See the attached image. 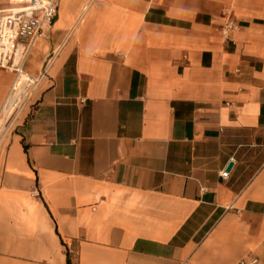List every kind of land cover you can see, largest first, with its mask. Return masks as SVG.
<instances>
[{
  "label": "crops",
  "instance_id": "1",
  "mask_svg": "<svg viewBox=\"0 0 264 264\" xmlns=\"http://www.w3.org/2000/svg\"><path fill=\"white\" fill-rule=\"evenodd\" d=\"M23 71L0 264L264 260V0H60Z\"/></svg>",
  "mask_w": 264,
  "mask_h": 264
},
{
  "label": "built area",
  "instance_id": "2",
  "mask_svg": "<svg viewBox=\"0 0 264 264\" xmlns=\"http://www.w3.org/2000/svg\"><path fill=\"white\" fill-rule=\"evenodd\" d=\"M9 7L0 10V68L18 75L23 71L33 44L46 38L58 17L60 0H8ZM231 20L221 28L224 39L235 29ZM229 173H221L223 179ZM37 195V192L34 193ZM240 264H264V260Z\"/></svg>",
  "mask_w": 264,
  "mask_h": 264
},
{
  "label": "bare ground",
  "instance_id": "3",
  "mask_svg": "<svg viewBox=\"0 0 264 264\" xmlns=\"http://www.w3.org/2000/svg\"><path fill=\"white\" fill-rule=\"evenodd\" d=\"M34 86L35 79L25 71H22L17 75L12 90L0 114V132L5 128L16 108L25 100L26 96Z\"/></svg>",
  "mask_w": 264,
  "mask_h": 264
},
{
  "label": "rangeland",
  "instance_id": "4",
  "mask_svg": "<svg viewBox=\"0 0 264 264\" xmlns=\"http://www.w3.org/2000/svg\"><path fill=\"white\" fill-rule=\"evenodd\" d=\"M11 73L14 75V81H15L17 75L14 72ZM31 95H32V90L26 96L25 100L16 108L14 114L8 120V123L6 124L5 128L0 132V140L2 139L5 133H8L12 128H14L17 122L20 121V117L22 116L26 103L28 99H30Z\"/></svg>",
  "mask_w": 264,
  "mask_h": 264
},
{
  "label": "water",
  "instance_id": "5",
  "mask_svg": "<svg viewBox=\"0 0 264 264\" xmlns=\"http://www.w3.org/2000/svg\"><path fill=\"white\" fill-rule=\"evenodd\" d=\"M231 165H232L231 163L228 165V169H230Z\"/></svg>",
  "mask_w": 264,
  "mask_h": 264
}]
</instances>
